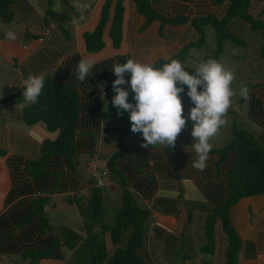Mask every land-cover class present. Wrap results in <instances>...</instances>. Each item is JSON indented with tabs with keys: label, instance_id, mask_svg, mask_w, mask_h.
<instances>
[{
	"label": "crops",
	"instance_id": "obj_1",
	"mask_svg": "<svg viewBox=\"0 0 264 264\" xmlns=\"http://www.w3.org/2000/svg\"><path fill=\"white\" fill-rule=\"evenodd\" d=\"M105 1L13 0L10 5L12 19L8 22L0 20V234L12 236L10 242L18 247L10 253L0 252V264H30L31 258L23 257L22 252L26 246H31L28 244L38 245L40 240L41 250H37H48V255L33 260V264H75V261L89 259L91 250L85 244L82 216L77 205L88 200L93 181L81 176L76 168L75 174L71 173L77 182L73 189L62 192L57 188L69 174L67 169L61 168L63 178L56 188L47 187L39 192L45 198L57 196L61 203L67 197L68 202L61 204V209L66 214L72 211L74 216L63 214L60 217L59 211L47 215L50 207L45 202L43 210L49 219L47 233L36 236V241L28 244L19 241L24 229L20 228L19 222L29 214L31 200L38 190L36 179L26 165L39 158L43 141L54 140L59 132L58 129L49 131L42 121H26V110L32 104L20 107L23 88L19 84L29 74H43L51 83L73 90L78 101L75 157L89 155V162L106 152L109 153L104 158L106 161L112 150L115 151L118 130L124 126L118 116L110 115L109 120L104 118L105 104L101 94L107 96L109 83L117 78L112 65L123 55L154 64L171 59L188 44L198 41L199 34L192 18L211 15L222 19L229 5L226 0L220 4L211 0H151L154 9L165 20L155 19L146 25V19L137 11L135 3L124 0L119 46L115 47L110 38L112 4L101 35L103 45L97 51H89L86 34L96 29ZM246 14L252 21L264 22V0H249ZM178 15L188 17L190 21L182 24L166 21ZM225 26L237 37L253 30L252 23L240 15L227 17ZM9 30L17 34L15 41L7 38ZM263 30L257 31L261 46ZM89 57L96 61L93 74L81 83L76 79V66L81 58ZM250 78L252 89L247 98V116L259 127L258 142L264 148V75L252 74ZM253 101L259 102V114L252 112ZM133 148L146 152V162L140 163V171L136 174L143 187L138 193L133 191L137 204L148 211L146 226L151 224L141 250L144 264H226L228 237L221 220L215 219L211 234L207 232L208 216L226 196L224 168L217 167V158L208 160L206 170L199 172L185 158L176 157L172 164L161 149L151 152L141 146ZM155 153L159 157L154 158ZM51 164L52 160L46 162L44 170L52 169ZM49 178L54 179L52 175ZM118 198L117 208L121 205L120 189ZM228 215L240 238L235 263L264 264V194L240 198L229 208ZM61 227L67 230L60 233ZM104 236L108 243L106 250L111 254L114 246L109 232L105 231ZM43 239L48 240L46 245ZM82 243L85 248L80 249L77 258L76 251ZM1 244L6 245L4 241Z\"/></svg>",
	"mask_w": 264,
	"mask_h": 264
},
{
	"label": "trees",
	"instance_id": "obj_2",
	"mask_svg": "<svg viewBox=\"0 0 264 264\" xmlns=\"http://www.w3.org/2000/svg\"><path fill=\"white\" fill-rule=\"evenodd\" d=\"M123 1H105L96 29L92 33L86 34L85 39L89 51H97L103 45L101 35L108 20L112 4H114V11L111 19L110 38L115 47L119 46L122 39ZM132 1L135 3L137 11L145 17L146 25L155 19L165 20L154 9L151 0ZM211 1L214 4H220L225 0ZM226 1H228L229 5L224 18L217 19L208 15L191 19L193 26L199 34V39L195 43L188 44L179 54L171 59H180L183 61L186 48L204 44V29L208 24L213 26L215 30L216 48L213 52H215L216 58L223 50L222 43L224 41L230 40L235 42L239 39L226 28L225 19L227 17L240 15L252 23L253 30L264 28V22L252 21L246 14L249 0ZM12 2L13 0H0L1 21L8 22L12 19L10 9ZM166 21L171 24H182L190 21V19L178 15ZM261 47L260 54L264 59V42ZM128 59V55H123L118 59V63H124ZM171 59L167 61L159 60L155 65L157 67L162 66ZM203 61H206V59H202L201 62ZM113 81L109 83L108 89L112 87ZM251 106L254 115L259 114V102L253 101ZM116 112L118 113V110ZM77 113L78 101L76 93L65 85L53 84L47 79H45V87L38 102L32 104L26 110V121L30 123L42 121L46 124L49 131L58 129L59 132L54 140H44L41 145L39 158L34 161H29L26 165L30 175L36 179L35 184L38 190L36 191L37 193L35 192L36 194L34 193L35 197L31 200L29 214L24 216L19 222L20 228H24L19 236L20 243L28 244L29 242H34L36 241V236L45 235L48 231L49 224L45 211L43 210L46 198L40 195V189H46L48 187V189L54 190L63 178L61 168L67 169L69 174H67L62 186L57 188L65 192L73 189L77 184L71 175V173L75 174L76 172L73 160L76 156L75 129ZM93 120L96 123V118L93 117ZM122 120L124 121V126L118 130V142L115 146V151L106 160L110 174H115L116 176V183L120 188L121 205L116 213L114 223L111 225L103 223L101 219L103 203L102 189L97 187L93 181L88 200L83 204L77 205L82 216L81 229L84 231L87 245L91 248V256L87 260L76 261L75 264L145 263L141 250L146 244L148 211L137 204L133 191L138 193L141 186L143 187V182L136 179V174L140 171V163L146 162V152L145 149L126 147L124 145L121 133L127 123L123 118ZM162 151L169 157L172 164H174L176 157L185 158L190 164L195 159V153L192 150L180 151V149H172L169 147L163 148ZM1 154L2 151H0ZM156 157H159L158 153L154 154V158ZM210 157L217 158L216 165L218 168H224L226 196L218 204L214 213L208 216L207 232L209 235L211 234L215 219L221 220L222 227L228 237L226 264H236V255L240 248V238L230 224L228 210L242 197L264 194V148L249 131L233 127L229 140L222 147L213 148ZM49 160H52L53 164L50 167L54 170H44V165ZM50 175L54 179H48ZM144 188L148 187L144 185ZM25 190L30 189L26 188ZM98 227L100 230L97 229ZM101 231L109 232L111 242L114 246L111 254L107 252L102 242H97L98 233ZM11 238L12 236L10 235L5 236L4 234H0V252L10 253V251H17V245L11 243L9 240ZM124 238L126 239L124 240ZM43 240V243L46 245L48 240ZM54 240L55 243L58 241L56 237ZM2 241L6 245H2ZM40 241L38 245L33 243L28 244L31 246H26L22 252L23 257L31 258L30 264H33V260L48 255V250L45 252L37 250L40 248Z\"/></svg>",
	"mask_w": 264,
	"mask_h": 264
},
{
	"label": "clouds",
	"instance_id": "obj_3",
	"mask_svg": "<svg viewBox=\"0 0 264 264\" xmlns=\"http://www.w3.org/2000/svg\"><path fill=\"white\" fill-rule=\"evenodd\" d=\"M6 36L10 41L17 39L12 30ZM95 64L93 58H81L75 70L76 79L81 83L86 81L93 74ZM112 69L117 78L112 84L116 94L111 104L121 116L124 112L130 113L131 131L142 134V147L173 149L178 136L191 121L194 138L191 148L195 153L192 167L206 170L213 150L210 140L227 124L224 117L232 106V98L237 95L233 88L234 71L212 58L195 67L180 59H171L157 67L152 62L129 58L124 63L113 64ZM19 85L23 88L20 104L23 108L38 102L45 77L29 74ZM185 87L193 105L187 114L182 102ZM130 91L134 93V102L129 100ZM101 95L106 103V94ZM238 95L247 99L248 88L241 86Z\"/></svg>",
	"mask_w": 264,
	"mask_h": 264
},
{
	"label": "rangeland",
	"instance_id": "obj_4",
	"mask_svg": "<svg viewBox=\"0 0 264 264\" xmlns=\"http://www.w3.org/2000/svg\"><path fill=\"white\" fill-rule=\"evenodd\" d=\"M208 30V31H207ZM260 29L252 30L250 33L245 34L243 37H238L239 39L235 42L226 40L222 43L223 50L220 54L215 58L214 49L216 48L215 43V30L213 26L210 24L206 25L204 29V44L191 46L186 48L184 53V59L193 67L198 66V64L202 61V59H216L221 64L225 65L227 68H230L235 73V80L233 82V88L237 92V95L232 98V106L229 109L228 113L224 117L227 120V124L222 126L218 133L210 140V143L213 144V148H220L222 147L230 138L231 131L233 127L241 128L249 131L252 136L258 141L259 140V127L254 124L247 116V99H243L238 95L239 88L241 86H246L250 93L252 86L249 84L251 81L252 74L261 73L264 75V59L260 54V34L257 31ZM264 35V30H263ZM259 40V42H258ZM190 71H193L190 69ZM130 87V86H126ZM116 93L114 92L113 87L108 89V95L106 96L107 101L109 102L107 105V101L105 104L104 110V118L109 120L110 115L118 116L121 118L116 111L117 108L111 104V100ZM134 93L130 91L129 100L133 101ZM249 96V95H248ZM182 102L185 106V114L187 111L193 106L190 98L187 96V87H185V92L182 97ZM125 114L122 115V118L126 121L127 125L123 129L121 133L122 141L126 147H142L143 136L141 133H133L131 131V122H130V113L124 112ZM193 124L191 121H188L187 127L182 130L181 134L178 136L176 145L174 149H180V151H189L192 150L191 144L194 143V138L191 135V129ZM121 132V131H119ZM151 152L154 150H158L161 148H152L149 146ZM162 150V149H161ZM114 152V150H112ZM111 151V152H112ZM104 152V149H103ZM104 155L100 156L97 161V165L100 166L104 161V158L109 153H103ZM90 159L89 155L79 154L78 157H74L73 163L77 170V172L86 178H90L93 180L91 173L87 169V162ZM109 178L112 179V183L105 188L102 189V197L104 196V200L102 203L103 206V214L101 219L105 224H113L115 221V216L118 211L117 202H118V192L119 187L116 185V176L115 174H110ZM60 197V196H59ZM67 197H65L64 203H61L57 196H51L46 198V203L50 207L49 210L46 212L47 215H52L53 213H57L58 216L64 215H73L74 213L71 211L63 213L61 209V204H67ZM55 206V207H54ZM46 215V216H47ZM48 217V216H47ZM47 219V218H46ZM49 219H47L48 222ZM98 229V228H97ZM67 229L61 227L60 233H63ZM103 231L98 233L97 242H102L107 248V241L105 240ZM87 245V242L85 241ZM85 244H80V248L76 251V256L78 258V253H80L81 248H85ZM91 256V250H90ZM79 261V260H78ZM76 262V261H75ZM74 262V263H75Z\"/></svg>",
	"mask_w": 264,
	"mask_h": 264
},
{
	"label": "built area",
	"instance_id": "obj_5",
	"mask_svg": "<svg viewBox=\"0 0 264 264\" xmlns=\"http://www.w3.org/2000/svg\"><path fill=\"white\" fill-rule=\"evenodd\" d=\"M98 157H93L88 162L89 171L91 173V176L93 177L94 184L103 189L106 186L110 185L113 181L110 176V171L106 165V162H103L100 166L97 165ZM151 231V224L147 227V232L149 233Z\"/></svg>",
	"mask_w": 264,
	"mask_h": 264
}]
</instances>
